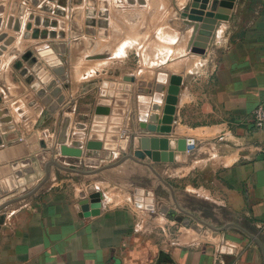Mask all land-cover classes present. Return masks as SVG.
<instances>
[{
    "label": "crops",
    "instance_id": "1",
    "mask_svg": "<svg viewBox=\"0 0 264 264\" xmlns=\"http://www.w3.org/2000/svg\"><path fill=\"white\" fill-rule=\"evenodd\" d=\"M193 10L200 21L187 17ZM156 18H162L161 29L150 25ZM113 21L116 45L123 32L164 34L168 82L160 120L171 77L180 78L171 131L140 127L139 97L149 103L157 76L138 84L117 79L91 83L84 74L71 73L59 80L62 88L64 83L69 87L63 88L66 100L54 112L42 101L48 90L39 78L31 83L29 75L19 77L18 117L0 109V191L7 190V179L16 170H23L21 160L30 158L35 171L16 177L18 188L0 196V206L8 203L0 210V264H264V127L253 118L264 102V0H132L130 10L115 9ZM189 22L198 24L193 42ZM172 33L173 42L167 37ZM71 54L67 43L66 55ZM105 80L113 84L112 97L100 95ZM101 99L111 101L114 109L106 128L110 119L123 118L119 133L130 136L127 149L110 151L99 166L85 165L83 155L76 168L59 164L70 157L60 155L62 144L85 151ZM48 122L51 130L66 128L57 143L44 136ZM72 133L77 140H71ZM144 137L153 152L176 159L152 160V169L128 158L93 174L79 172L118 162L142 147ZM177 140H193L194 146L181 152ZM144 178L157 185H145ZM145 189L169 209L168 196L188 210L194 207L185 200H195L198 208L189 211L208 209L209 215L200 216L213 226L210 232L189 228L186 218L137 207L132 199ZM96 190L102 194L100 213L82 216L81 201ZM223 246L228 250L223 252Z\"/></svg>",
    "mask_w": 264,
    "mask_h": 264
},
{
    "label": "rangeland",
    "instance_id": "2",
    "mask_svg": "<svg viewBox=\"0 0 264 264\" xmlns=\"http://www.w3.org/2000/svg\"><path fill=\"white\" fill-rule=\"evenodd\" d=\"M131 4L132 0H0V109L3 108L1 111L18 115V104H16L18 79L27 74L33 78L29 82L37 80L38 77L29 64L30 58L37 57L40 61L42 56L39 52L51 49L52 43L66 45L69 43L71 46V55H66L67 52L59 53L66 77L76 73L80 76L84 74L91 83L101 79H117L138 84L146 83L161 73L166 74L165 69L168 68V63H163L164 34L162 32L136 34L123 32L122 39L118 40L116 45L113 33L115 9L130 10ZM173 20L175 21L174 18L172 22ZM150 25L154 29H161L162 18H156ZM169 36L173 42V37L176 35L167 34L168 38ZM194 51L197 50L193 48L192 52ZM28 53H31V56L27 58ZM167 53H169L168 50ZM170 54L171 57H176L178 53L175 54L174 49L171 48ZM47 66L50 68L48 64ZM166 82L168 77L165 85ZM68 87L69 83L63 84V88ZM163 98L164 94H162L161 108L158 112L159 118L163 111ZM94 100L95 98L92 97L93 102ZM13 122L17 123V120L13 119ZM46 126L49 129L44 130L43 133L44 136L50 135L49 143L59 142L62 132H66V128L64 130L59 126L56 127L57 131L51 130L52 125L49 122ZM72 134L71 140H77V135ZM45 140L42 141L47 144ZM60 155H62L61 152ZM58 162L67 167L76 168L78 158L70 156L67 160L64 157ZM150 180L144 178L145 185L155 187L157 185H154L155 181ZM127 185H130V182ZM88 186L90 185L87 184ZM176 201L185 209L178 200ZM167 203L171 204L173 206L171 209L177 212L173 219L185 220L186 218L190 224L189 228L200 234L210 232V227L178 209L176 202L170 196L167 198ZM185 205L198 208L195 200L191 198L185 200ZM163 206L167 205L164 202L160 205L156 202L153 214L169 215L168 212L162 211ZM201 214L209 215L210 212L208 209H201L194 213L198 218H201ZM181 222L178 221L175 226H180Z\"/></svg>",
    "mask_w": 264,
    "mask_h": 264
},
{
    "label": "water",
    "instance_id": "3",
    "mask_svg": "<svg viewBox=\"0 0 264 264\" xmlns=\"http://www.w3.org/2000/svg\"><path fill=\"white\" fill-rule=\"evenodd\" d=\"M192 14L187 15L189 19L192 21H200L202 18L200 16L195 15V11L191 12ZM190 25L194 26L193 34L191 41H194L196 36V31L198 29V24L196 22H189ZM191 42V43H192ZM67 52V45L65 43H52L51 49L42 50L39 52L40 56L46 58L48 61L49 67L52 71L57 75L58 79L55 78L52 73H50L41 61L38 60L37 57L30 58V65L32 71L37 75L41 83L48 90V93L43 96L42 101L47 106L50 112H54L59 109L60 105L65 101L66 96L64 94L62 86L59 84L60 81L66 80V74L64 73V66L62 60L59 57V53L64 54ZM54 53H57L54 54ZM31 53H28L26 57H30ZM49 56H53V59L49 58ZM51 59V60H49ZM168 75L165 73H161L158 76V82L156 83V94L154 97L147 103L149 100L146 96L139 97V118H140V127L143 130L149 132H162L168 133L171 131V125L174 122V112L176 109V103L178 101V86L180 84V78L178 76L171 77V88L169 93L166 96V104L164 106V113L162 119L159 118V110L161 108V99L162 94L165 90V81L167 80ZM113 84L111 82L105 80L102 83V88L100 95L101 97H112L113 92L111 87ZM111 101L99 100L98 105L95 111V117L91 126V133L89 134L88 141L86 144V149L83 151L81 148L70 147L66 144L61 145V153L66 156H76L81 157L83 155V162L87 166H99L101 159H107L110 155V151H116L118 147L122 150H126L128 147V142L130 140V136H126L125 138L120 137L121 124L123 118L119 121L118 119L114 120L110 119L112 124L108 128H106L105 123L107 122V116L112 114L113 110L112 106L109 105ZM123 110L121 108L118 110L119 113H122ZM110 122V123H111ZM160 124V126H158ZM109 130V133L104 134L105 130ZM118 133H115V132ZM156 142V140H153ZM140 142L142 143V147L135 148L133 152L129 154H125L123 158H121L118 162L105 165L100 167L99 169H90L86 172L79 171L85 174H93L99 172L103 169L117 166L118 164L124 162L128 158H132L135 161L146 164L153 169V165L150 164L151 161H166V160H175V155L170 154L167 158L166 154L161 152V154L157 152H153L150 148H148V144L150 139L147 137L141 138ZM162 144L166 143L165 139H161ZM194 145L193 140H177V149L181 152H185L187 147L190 148ZM164 146V145H163ZM163 146L161 147L163 149ZM172 155V156H171ZM31 159L25 158L20 161L24 168L23 170H16L14 172V178H8L7 182H9V186L7 190L0 191V196L7 194L10 191H13L18 188V182L15 181L16 177H21L24 174H32L35 169L31 166ZM15 166V165H14ZM70 170V169H69ZM74 170V169H72ZM78 171V170H75ZM156 171V170H155ZM157 173V172H156ZM159 175V174H158ZM160 176V175H159ZM162 179V177L160 176ZM163 180V179H162ZM13 181V182H12ZM3 184V183H2ZM167 185H169L166 182ZM170 186V185H169ZM38 188V187H37ZM37 188H35L32 192L28 193L26 196L33 194ZM135 205L139 208L146 210H155L156 209V199L155 193L150 189L143 190L142 194L134 196ZM176 202V206L181 211L185 212L189 216H192L196 220L202 222L206 226L212 228L209 223L198 218L192 212L187 211L180 207ZM102 203V194L100 191L96 190L91 192L89 195V199H85L81 201V215L89 216V215H97L100 213V207ZM8 203L0 206V210L6 206ZM163 212H168L171 218H174L176 215V210L169 209L168 206L162 207Z\"/></svg>",
    "mask_w": 264,
    "mask_h": 264
},
{
    "label": "built area",
    "instance_id": "4",
    "mask_svg": "<svg viewBox=\"0 0 264 264\" xmlns=\"http://www.w3.org/2000/svg\"><path fill=\"white\" fill-rule=\"evenodd\" d=\"M253 118L254 123L257 127L262 128L264 127V102L259 104L253 111ZM194 146V145H193ZM192 148V147H190ZM263 162H264V152H263ZM223 252L228 250L226 247L223 246Z\"/></svg>",
    "mask_w": 264,
    "mask_h": 264
},
{
    "label": "bare ground",
    "instance_id": "5",
    "mask_svg": "<svg viewBox=\"0 0 264 264\" xmlns=\"http://www.w3.org/2000/svg\"><path fill=\"white\" fill-rule=\"evenodd\" d=\"M197 51H199V52H200L201 50H200V49H197ZM65 100H66V99H65Z\"/></svg>",
    "mask_w": 264,
    "mask_h": 264
}]
</instances>
